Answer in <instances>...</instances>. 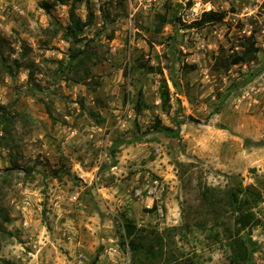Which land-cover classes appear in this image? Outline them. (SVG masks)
Wrapping results in <instances>:
<instances>
[{"label": "rangeland", "instance_id": "1", "mask_svg": "<svg viewBox=\"0 0 264 264\" xmlns=\"http://www.w3.org/2000/svg\"><path fill=\"white\" fill-rule=\"evenodd\" d=\"M196 1L224 22L193 27ZM249 38L255 59L223 68ZM157 119L179 139L149 133ZM233 178L262 193L243 264H264V0H0V261L129 264V219L193 264H229L212 221L194 225L199 188Z\"/></svg>", "mask_w": 264, "mask_h": 264}, {"label": "trees", "instance_id": "2", "mask_svg": "<svg viewBox=\"0 0 264 264\" xmlns=\"http://www.w3.org/2000/svg\"><path fill=\"white\" fill-rule=\"evenodd\" d=\"M207 2L208 0H204ZM55 6L54 3L43 2L42 8L47 13ZM87 20L82 22L75 14L72 7L70 10V25L68 31L72 34L74 30L81 31L84 26L89 25L95 18L93 8L88 5ZM226 12L205 11L200 18L194 22L193 27L202 29L211 24L222 23L226 19ZM106 23L107 19L104 18ZM156 32H160L163 27L170 23L167 13L157 14L155 17ZM175 21V20H174ZM176 21H181L176 18ZM76 34V33H75ZM243 52H234L222 61L221 66L229 69L231 66L253 61L258 53L256 41L249 38ZM218 59V58H217ZM161 101L163 108L168 110L171 101V93L168 84L164 78L161 79L160 85ZM144 109L142 100L137 105V111ZM151 132H160L165 135L179 139V131L166 127L160 120H156L147 130ZM191 165V164H188ZM233 185L222 189L204 185L199 188L198 199L200 200L203 210V218L198 220L194 226L201 230L209 229V221H212V231L217 237L218 242L227 247L229 253V264H243L247 262L255 248H250L249 244L253 243L250 233L262 224V220L256 209L263 202V196L259 189L253 185L244 186L236 182L233 178ZM209 227V228H208ZM184 229H191L188 222L180 227H172L170 232H184ZM125 238L124 246L129 248L131 259L129 264H193L194 260L186 257L183 253H177L170 243L166 240L164 232L155 229H147L138 226L134 221L127 219L124 223ZM0 264H10L6 260H1Z\"/></svg>", "mask_w": 264, "mask_h": 264}, {"label": "built area", "instance_id": "3", "mask_svg": "<svg viewBox=\"0 0 264 264\" xmlns=\"http://www.w3.org/2000/svg\"><path fill=\"white\" fill-rule=\"evenodd\" d=\"M194 10H196V14L198 15V19L200 18V16L205 12L207 11L206 10V4L203 3L202 1H196L194 3V7H193ZM210 11V10H209Z\"/></svg>", "mask_w": 264, "mask_h": 264}]
</instances>
